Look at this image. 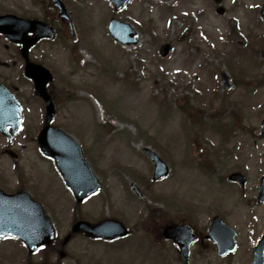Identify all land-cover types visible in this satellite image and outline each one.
Returning a JSON list of instances; mask_svg holds the SVG:
<instances>
[{"label": "rangeland", "instance_id": "1", "mask_svg": "<svg viewBox=\"0 0 264 264\" xmlns=\"http://www.w3.org/2000/svg\"><path fill=\"white\" fill-rule=\"evenodd\" d=\"M65 1L78 36L72 39L63 29L60 39L45 44L54 87L68 95L54 124L78 139L102 188L78 208L54 162L35 151V167L27 169L30 193L36 199H57L73 216L82 211L93 220L117 218L130 228L127 238L92 247V263L182 264L173 244L158 240L155 226L149 227L151 243L157 240L154 250L141 238L144 231L136 223L146 217L153 222L150 213L190 218L203 229L219 212L238 229L245 247L248 223L264 214V208L242 201L257 195L264 175L259 138L264 0H130L118 12L108 0ZM111 17L132 23L139 43L125 46L114 40L107 28ZM165 43L172 49L163 57ZM222 70L233 81L230 90ZM147 145L170 167L169 175L150 189L145 182H150L154 165L143 150ZM235 169L248 176L246 192L227 180ZM3 175L4 185L15 187L14 175ZM67 199H73V207ZM90 244L78 239L73 249Z\"/></svg>", "mask_w": 264, "mask_h": 264}, {"label": "flooded vegetation", "instance_id": "2", "mask_svg": "<svg viewBox=\"0 0 264 264\" xmlns=\"http://www.w3.org/2000/svg\"><path fill=\"white\" fill-rule=\"evenodd\" d=\"M67 7L73 17L72 8L68 5ZM7 15L47 22L55 29L57 28V37L60 35L58 28L69 27L66 20L59 18L58 9L52 0H0V16ZM10 18L7 17L6 20L8 21ZM29 35L33 36L34 34L30 32ZM46 42L48 40L42 39L33 45L28 52V60L43 64L46 59ZM21 49V44L9 40L3 33H0V85L14 93L21 101L24 113L31 110V113L34 114V116L27 118V121L31 120V126L30 129H24L26 130L24 138L16 135L11 140L0 133V138L5 142V145H0V188L10 193L14 191L6 190L2 183L5 182L3 172H14V165H16L22 178H24L23 171L27 175L26 169H30L29 156L38 145L37 135L40 130L39 126H34V120L37 119L42 122L45 120V104L43 100L34 95V81L25 74L27 59L22 55ZM61 99L59 93L57 96L58 108ZM23 117L25 118V116ZM19 174L17 175L18 178L20 177ZM232 184L237 185L236 183ZM242 201L245 204L251 203L255 208L264 207V204H259L258 200L254 198L242 199ZM58 204L54 202L53 207L50 205L48 212L56 231L55 239L51 244L33 251L30 250L29 244L24 239L12 234H2L7 231L5 230L7 227L9 230L12 228L13 232L22 235L29 232L30 212H24L26 207L20 205L17 206L18 211L10 212L9 209L14 210L15 205L0 204V264H107L104 261L90 262L88 260L90 249L87 247L81 246L76 250L73 249L76 240H88L90 237L83 232L73 233V225L77 219L82 218H74L73 213L68 214L59 211ZM216 214L218 213H214L213 216ZM15 215L17 217L13 218ZM212 218L206 228L201 229L199 227L197 249L192 251L189 264H264V242L260 244L261 241H264V214L257 220L251 219L248 223L250 232L245 247L242 248V243L239 242L238 252L226 256H220L216 244L207 238ZM32 223L38 224L35 221ZM258 248H261L262 252H258ZM175 249L178 261L182 263L180 249L178 247Z\"/></svg>", "mask_w": 264, "mask_h": 264}, {"label": "water", "instance_id": "3", "mask_svg": "<svg viewBox=\"0 0 264 264\" xmlns=\"http://www.w3.org/2000/svg\"><path fill=\"white\" fill-rule=\"evenodd\" d=\"M55 1L61 8V11H60L61 14L63 16L68 17V13L66 9L64 8L61 0H55ZM112 1L115 4L116 10H119L127 2V0H112ZM262 14L264 15V8H263ZM109 31L111 35L114 36L121 43L131 44V43L138 42V39L136 38V31L128 23L120 22L116 19H112L109 23ZM72 35L74 37L76 36L74 24L72 26ZM41 36H47V37L53 38L54 37L53 29L46 26V31L40 35H37L36 39L40 38ZM169 50H170V45L168 44L164 45L161 50L162 55L164 56L167 55ZM263 55H264V51H263ZM40 73H42L43 76L40 79V84L37 83V88H38L37 93L43 96L48 103L47 124L40 134V137H39L40 144H41V147L44 153L55 159L60 172L64 176L67 184L74 191L75 197L77 198L78 202H80L84 198H86L88 195L97 191L100 187V183L96 175L93 173L91 167L85 160L81 147L79 146L77 141L72 136L68 135L62 130H59L49 125V122L51 121L54 115V109H53V103L51 101V98L49 97L47 93L46 83L48 82V80H51V74L49 70L43 67L41 68ZM223 77L226 81L227 87L229 88L231 84L225 72H223ZM12 123L10 122V124ZM263 125H264V121H263ZM0 128L1 129L3 128L2 122H0ZM263 137H264V128H263ZM145 151L150 155V157L152 158L155 164L154 179L158 180L160 178L165 177L169 173V168L167 164L165 163V161H163L159 157V155L156 152H154L151 148L146 147ZM231 179L240 181L242 185H244L245 178L239 172L233 173L231 175ZM16 195L29 197V199H31L29 194L26 191H21L17 193ZM259 199H264V178L262 182V190H261ZM43 217H45V220H46L45 228L41 231V233L30 235L31 241L35 240L33 238H41V242H45L47 240L46 239L47 237L52 236L53 232H52V227L50 226V222L48 218L46 217V215ZM109 224L110 226L108 228ZM86 225L88 226V229L90 230V232L96 236L112 238V237L122 236L127 233V229L125 228V226L116 220H110L107 224L99 225L97 227L90 226L87 223ZM187 227L189 228V226L187 225L169 226L165 229L164 234L166 237L174 238L178 243L182 244L184 242L180 239V235L183 233L182 232L183 229L185 228L188 229ZM191 233L192 231L189 228V235L192 238ZM231 233H233V231H231ZM232 237L234 238V233ZM192 240L190 242H192ZM36 244H38V242ZM186 246L187 245L185 244V247L183 250L184 253H187L188 251Z\"/></svg>", "mask_w": 264, "mask_h": 264}, {"label": "trees", "instance_id": "4", "mask_svg": "<svg viewBox=\"0 0 264 264\" xmlns=\"http://www.w3.org/2000/svg\"><path fill=\"white\" fill-rule=\"evenodd\" d=\"M145 184H146V186L147 185H150L151 184V181L150 182H145ZM149 189L151 188V187H149V186H147Z\"/></svg>", "mask_w": 264, "mask_h": 264}]
</instances>
